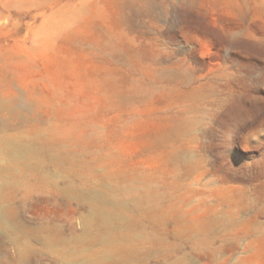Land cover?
<instances>
[{
	"label": "rangeland",
	"instance_id": "1",
	"mask_svg": "<svg viewBox=\"0 0 264 264\" xmlns=\"http://www.w3.org/2000/svg\"><path fill=\"white\" fill-rule=\"evenodd\" d=\"M2 98L0 264H264V0H0Z\"/></svg>",
	"mask_w": 264,
	"mask_h": 264
},
{
	"label": "bare ground",
	"instance_id": "2",
	"mask_svg": "<svg viewBox=\"0 0 264 264\" xmlns=\"http://www.w3.org/2000/svg\"><path fill=\"white\" fill-rule=\"evenodd\" d=\"M7 102L5 100L0 99V109L6 108ZM7 152L13 156L15 159H19L21 161H26L29 158H39V152L33 149L32 145L29 143H23L18 140L10 141L7 146L6 141H0V161L4 163L5 159L7 160ZM7 187V165L3 164L0 166V202L2 200V192ZM67 194L82 199H90L94 200L95 197L88 195L87 193H75L73 191H67ZM95 201L98 203L97 205H93L89 211L87 212L84 221H83V232L80 236L82 241L90 240L93 241H105L111 240V235L100 236L97 235V231L100 229L107 230L111 232L112 230L119 228L121 226H126L129 223L123 217V215L119 212L109 211L104 206L103 198H96ZM138 204V203H136ZM8 211L6 207L0 206V221H6L8 218ZM7 224V223H6ZM47 245L55 246L57 241L50 236H45L42 239ZM5 248V247H4ZM20 249V248H19ZM1 251V250H0ZM29 253L28 249H23L21 252V257L19 259L20 264L24 262L26 255ZM2 255V254H1ZM1 258V257H0ZM4 258V257H3ZM8 261V260H7ZM9 262V261H8ZM7 264L6 260L5 263Z\"/></svg>",
	"mask_w": 264,
	"mask_h": 264
}]
</instances>
